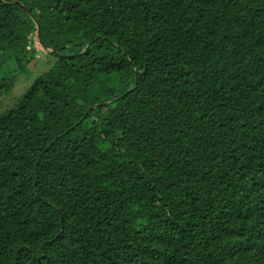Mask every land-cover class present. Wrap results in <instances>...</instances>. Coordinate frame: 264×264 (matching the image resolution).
Segmentation results:
<instances>
[{
    "label": "trees",
    "instance_id": "obj_1",
    "mask_svg": "<svg viewBox=\"0 0 264 264\" xmlns=\"http://www.w3.org/2000/svg\"><path fill=\"white\" fill-rule=\"evenodd\" d=\"M35 24L0 264H264V0H0V71Z\"/></svg>",
    "mask_w": 264,
    "mask_h": 264
},
{
    "label": "rangeland",
    "instance_id": "obj_2",
    "mask_svg": "<svg viewBox=\"0 0 264 264\" xmlns=\"http://www.w3.org/2000/svg\"><path fill=\"white\" fill-rule=\"evenodd\" d=\"M31 37L34 38V34L30 36V40L32 39ZM36 49L33 54H29L32 51L26 49L29 52L27 58L31 56L33 58L30 59L23 71L20 72L14 59L7 61L2 67L0 81H3L5 85L10 84V86L8 90L0 92V113L15 107L33 80L50 67L53 60L52 57L46 53L47 51L42 46H36Z\"/></svg>",
    "mask_w": 264,
    "mask_h": 264
},
{
    "label": "built area",
    "instance_id": "obj_3",
    "mask_svg": "<svg viewBox=\"0 0 264 264\" xmlns=\"http://www.w3.org/2000/svg\"><path fill=\"white\" fill-rule=\"evenodd\" d=\"M32 38V37H31ZM40 43L39 41L37 40V37L36 35H34V38H32L26 45V49L28 50H34L36 49V46H39ZM37 50V49H36Z\"/></svg>",
    "mask_w": 264,
    "mask_h": 264
},
{
    "label": "water",
    "instance_id": "obj_4",
    "mask_svg": "<svg viewBox=\"0 0 264 264\" xmlns=\"http://www.w3.org/2000/svg\"><path fill=\"white\" fill-rule=\"evenodd\" d=\"M35 26H36V35H37V38H38V40L40 42L41 41V37H40L39 28H38V26L36 24H35ZM94 107H95V105L94 106H91L90 108H88V110L86 111V113H88L89 111H91Z\"/></svg>",
    "mask_w": 264,
    "mask_h": 264
},
{
    "label": "clouds",
    "instance_id": "obj_5",
    "mask_svg": "<svg viewBox=\"0 0 264 264\" xmlns=\"http://www.w3.org/2000/svg\"><path fill=\"white\" fill-rule=\"evenodd\" d=\"M34 35H36V32H35V34ZM36 37H37V35H36ZM37 40H38V38H37ZM39 41V40H38ZM40 43V42H39ZM40 46H41V44H40Z\"/></svg>",
    "mask_w": 264,
    "mask_h": 264
}]
</instances>
